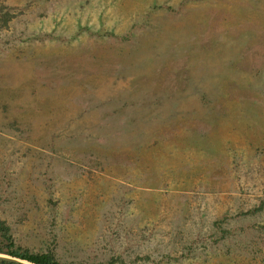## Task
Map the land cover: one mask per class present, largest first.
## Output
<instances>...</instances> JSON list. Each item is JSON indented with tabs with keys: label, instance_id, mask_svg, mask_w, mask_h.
Returning <instances> with one entry per match:
<instances>
[{
	"label": "rangeland",
	"instance_id": "1",
	"mask_svg": "<svg viewBox=\"0 0 264 264\" xmlns=\"http://www.w3.org/2000/svg\"><path fill=\"white\" fill-rule=\"evenodd\" d=\"M0 218L65 263L264 264V0H0Z\"/></svg>",
	"mask_w": 264,
	"mask_h": 264
},
{
	"label": "trees",
	"instance_id": "2",
	"mask_svg": "<svg viewBox=\"0 0 264 264\" xmlns=\"http://www.w3.org/2000/svg\"><path fill=\"white\" fill-rule=\"evenodd\" d=\"M9 13H3L2 21L8 25ZM261 210L255 208L254 212ZM71 264L61 262L53 250L31 251L29 248L19 245L13 235L11 226L5 219L0 218V264ZM117 260H109L107 264H116Z\"/></svg>",
	"mask_w": 264,
	"mask_h": 264
}]
</instances>
